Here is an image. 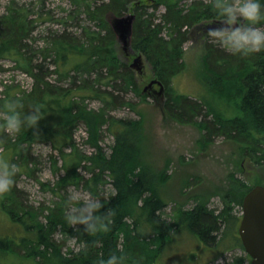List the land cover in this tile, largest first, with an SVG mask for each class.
Returning a JSON list of instances; mask_svg holds the SVG:
<instances>
[{
    "label": "trees",
    "instance_id": "16d2710c",
    "mask_svg": "<svg viewBox=\"0 0 264 264\" xmlns=\"http://www.w3.org/2000/svg\"><path fill=\"white\" fill-rule=\"evenodd\" d=\"M68 1L72 7L68 18L80 31L65 28L53 32L37 49L29 44L35 41L34 21L24 7L11 4L0 16V62L13 61L15 69L33 80L30 91L11 92L12 86H5L0 110H6L5 102L11 97L22 99L25 110L32 103L42 105V119L37 127L14 133V140L1 119L0 147L5 148L7 155L3 160L11 158L16 168L22 167L34 177L30 150L34 144L49 142L58 153L50 157L53 173L63 172L54 186L39 181L57 200L51 205L35 206L17 186L22 173L16 170L15 183L0 196V205L26 233L20 240L0 238V252L16 258V264H100L112 254L123 255V264H156L165 246L182 230L209 246H220L232 238L230 230L239 221L233 215V203L242 205L253 186L237 179L245 193L230 192L232 197L224 198V206L218 212L198 203L191 209L175 208L172 218H165L168 204L161 197L160 187L170 177L166 170L156 175L143 159L139 143L142 122L112 115L124 107L137 110V103L128 99L129 94L142 102L146 95L142 94L130 64L119 56L111 21L127 15L130 4L135 8L131 48L144 56L155 79L163 84V97H168L163 104L165 114L202 131L204 141L200 144L204 148L221 136L244 143L243 155L259 165L264 161V51L241 57L212 41L205 43L202 80L214 99L232 107L235 115L229 116L216 104L180 95L170 86L172 77L185 69L183 46L189 29L201 21L218 19L212 0H191L183 5L181 0L167 1L159 17L156 11L162 0L151 1V12L149 5H139L144 0ZM83 21L93 23L95 28L82 25ZM57 23L65 25L67 21ZM89 100L98 101L100 107L90 108ZM80 125L85 126L86 144L95 153H83L77 148L74 134ZM105 130L115 137L110 155L100 145ZM107 184L112 188L109 192ZM70 187L89 192L112 210L107 231L88 234L81 226L67 223ZM80 202L71 201L76 206ZM233 239L223 251L238 244L244 249L239 237ZM70 240L76 248L68 247ZM243 262L244 257H237L233 264Z\"/></svg>",
    "mask_w": 264,
    "mask_h": 264
},
{
    "label": "rangeland",
    "instance_id": "374dc122",
    "mask_svg": "<svg viewBox=\"0 0 264 264\" xmlns=\"http://www.w3.org/2000/svg\"><path fill=\"white\" fill-rule=\"evenodd\" d=\"M137 1L140 3L139 1L142 0ZM144 1L139 5H149L148 10L151 12L150 3L152 0ZM167 1L175 3L179 0H162L163 4H160L156 11L158 17L165 11L164 3ZM188 2L191 0L180 1L182 5ZM11 4L16 7H24L28 11L30 19L34 21L32 34L35 41L29 43L33 49L42 47V40L53 32H62L65 28L71 32L80 31L73 26V21L68 18L72 11L68 0H0V16ZM127 11H129L128 14L135 11L132 4L128 6ZM59 20H66L67 23L62 25L57 23ZM81 23L95 28L93 23L87 21ZM217 24L218 19L204 20L189 29L188 40L183 46L185 69L172 77L170 86L180 95L216 104L215 107L224 111L226 115L234 116L235 112L232 107L221 99H214L208 86L202 80V57L205 52V43L212 41L208 33ZM116 41L120 58L131 64L135 55L129 49L124 51L123 44L117 38ZM0 65L3 68L0 71V100L4 97L7 85L12 86L11 92L32 89L33 80L24 72L15 69L13 61L3 59ZM143 65L142 73L137 70L134 72L142 94L146 95V100L142 102L137 96L129 94L128 99L137 103V110L132 111L124 107L115 110L112 115L142 122L143 129L139 136V143L143 159L156 172V175L159 176L161 171L166 170L170 177L167 183L160 187L161 197L168 204L165 208V218L170 220L175 208L191 209L198 203L205 204L217 212L220 211L224 206V198L230 200L232 197V195L229 196L230 192L241 191L242 195L245 193L246 189L239 186L237 179L253 187L264 185V161L259 165L250 157L243 155L241 149L244 147V143L228 140L221 136L213 139L204 148L200 144L203 140L202 131L191 124H181L171 119L167 113L165 114L161 109L160 101H156L154 96L150 95L149 89L146 90L155 76L144 56ZM153 88L155 91L159 90L158 86ZM166 100L164 99V102ZM87 105L95 109L100 107L96 100L87 101ZM1 119L3 120V116L0 110V125H2ZM6 132L13 140L15 139L14 133L8 130ZM74 139L80 151L87 154L95 153V149L86 144L87 133L84 125H80L76 129ZM114 143L115 137L105 130L100 145L106 155L111 154ZM30 153L33 158L31 166L35 168L33 173L35 178L28 176L24 168L18 167L16 170L22 174L17 186L28 197L30 204L35 206L51 205L57 200V197L44 188L40 182L54 186L57 179L63 174L60 171L55 175L52 169L50 157L51 155L58 156V153L54 151L49 142L34 144ZM6 156L5 148L0 147V160ZM8 160L11 161V158ZM58 165L61 166L60 161ZM105 188L108 192L112 190L111 185L108 184ZM74 192H79L82 198H87L90 195L89 192L80 188L70 187L68 189L69 195ZM233 206V215L239 221L230 230L229 236L232 238L226 239L220 246H209L182 230L165 246L163 254L156 264H233L237 257H244L243 264H250L251 259L248 258L245 250L240 248L239 244L237 245L238 241H235L236 247L223 251L234 240L233 237H239L238 228L242 218V205L233 203ZM25 233L24 227L15 224L0 205V238L12 237L20 240L25 236ZM74 243L73 240H70L67 245L74 249L76 248ZM63 251H66V248ZM16 260V258L0 252V264H16Z\"/></svg>",
    "mask_w": 264,
    "mask_h": 264
},
{
    "label": "clouds",
    "instance_id": "9594fccd",
    "mask_svg": "<svg viewBox=\"0 0 264 264\" xmlns=\"http://www.w3.org/2000/svg\"><path fill=\"white\" fill-rule=\"evenodd\" d=\"M218 17L217 26L209 30L212 42L233 55L248 57L264 51V0H212ZM24 101L11 97L5 102L3 127L11 133L23 128L35 129L42 119V105L32 103L25 110ZM16 164L0 160V196L8 193L15 183ZM78 206L71 201H81ZM111 209L103 201L89 195L82 198L79 192L68 197L65 220L69 225H79L83 232L96 234L110 226ZM123 255L112 254L100 264H123Z\"/></svg>",
    "mask_w": 264,
    "mask_h": 264
},
{
    "label": "water",
    "instance_id": "95a60500",
    "mask_svg": "<svg viewBox=\"0 0 264 264\" xmlns=\"http://www.w3.org/2000/svg\"><path fill=\"white\" fill-rule=\"evenodd\" d=\"M135 14H127L116 17L111 21V27L119 42L123 44V50H130L135 57L130 67L142 73L144 68L143 56L137 54L131 48V38ZM129 47V48H128ZM155 85L159 90L152 95L156 101H160L161 109L164 104V86L153 79L146 90ZM238 234L247 255L251 258L250 264H264V185L254 186L244 197L242 204V218L238 228Z\"/></svg>",
    "mask_w": 264,
    "mask_h": 264
},
{
    "label": "flooded vegetation",
    "instance_id": "af4514ba",
    "mask_svg": "<svg viewBox=\"0 0 264 264\" xmlns=\"http://www.w3.org/2000/svg\"><path fill=\"white\" fill-rule=\"evenodd\" d=\"M149 90L152 92L153 89L152 88H149Z\"/></svg>",
    "mask_w": 264,
    "mask_h": 264
},
{
    "label": "bare ground",
    "instance_id": "6f19581e",
    "mask_svg": "<svg viewBox=\"0 0 264 264\" xmlns=\"http://www.w3.org/2000/svg\"><path fill=\"white\" fill-rule=\"evenodd\" d=\"M129 14H134V13H129ZM141 55V54H140Z\"/></svg>",
    "mask_w": 264,
    "mask_h": 264
}]
</instances>
